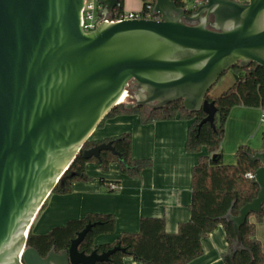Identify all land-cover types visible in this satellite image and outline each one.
<instances>
[{
	"label": "water",
	"instance_id": "1",
	"mask_svg": "<svg viewBox=\"0 0 264 264\" xmlns=\"http://www.w3.org/2000/svg\"><path fill=\"white\" fill-rule=\"evenodd\" d=\"M153 1L157 20L103 22L85 33V0H0V264L108 261L121 249L79 251L94 225L46 257L27 244L36 216L106 116L119 105L150 114L182 102L214 127L217 109L207 95L221 77L235 66L264 68V0H194V11ZM99 3L107 18L118 0ZM129 89L135 100L121 103ZM103 151L117 155L109 143L84 157ZM249 158L260 164L258 195L225 217L236 249L242 226L264 206V149Z\"/></svg>",
	"mask_w": 264,
	"mask_h": 264
},
{
	"label": "trees",
	"instance_id": "2",
	"mask_svg": "<svg viewBox=\"0 0 264 264\" xmlns=\"http://www.w3.org/2000/svg\"><path fill=\"white\" fill-rule=\"evenodd\" d=\"M143 2L142 12L147 13V5L150 1L143 0ZM176 2L179 7H185L183 0ZM194 10L195 8L191 9ZM123 11L124 0H118L114 13ZM227 73L232 74V85L220 95L211 96L210 92L213 88L207 95V100L214 103L217 109L214 127L209 123L201 125L206 118L205 113L202 111L189 113L183 109L182 102L171 103L161 110L152 111L149 115L144 107L126 110L123 105H119L99 125L100 128L107 119L133 114L139 115L144 125L176 119L192 122L186 150L191 154H201L205 149L207 154L200 157L193 169L191 217L188 222L180 224L177 233L167 231L164 218H143L137 233H123L115 243L97 246L95 240L99 236L115 233L116 218L111 214L95 213L83 219L71 220L64 226L55 227L45 235H35L31 228L28 234V246L37 250L42 257H46L52 248L60 253L69 249L71 242L87 225H94L80 244V252L90 255L93 252L103 254L115 247L121 249L111 255L108 261L97 264H124L125 258H132L141 264H188L202 256V241L222 225L228 244L227 252L222 257L224 264H264V251L256 237V223H251L249 218L242 226V247L236 249L234 226L225 220L230 211L233 216H238L240 210L258 195V186L247 177L249 174L254 175L260 167L259 163H253L249 158L256 151L248 146H241L235 154V163L227 165L224 163L221 149L227 119L233 108L242 106L264 111V68L251 65L242 69L235 66L224 75ZM109 143L112 144L117 155L103 151L98 159L87 160L84 157L85 151ZM132 149L133 139L129 133L99 143L89 140L70 169L61 177L51 195H67L71 192L74 183L88 182L90 178L86 173V165L89 163L97 164L105 173L112 164H117L122 175L131 179L139 178L144 171L152 168L153 163L150 159L134 158ZM102 184L107 186V191L110 193L120 189V182L107 184L103 180ZM252 216L257 223L263 222L264 206L259 215Z\"/></svg>",
	"mask_w": 264,
	"mask_h": 264
},
{
	"label": "crops",
	"instance_id": "3",
	"mask_svg": "<svg viewBox=\"0 0 264 264\" xmlns=\"http://www.w3.org/2000/svg\"><path fill=\"white\" fill-rule=\"evenodd\" d=\"M187 9H192L194 0H183ZM199 1V0H197ZM243 2L244 0H237ZM143 0H124V11L141 12ZM261 109L235 107L230 112L221 145L224 163H235V154L241 146L254 151L263 150ZM192 122L176 119L144 125L139 115H121L107 119L90 137L94 143L129 133L133 139L132 154L136 159H150L151 169L137 179L121 174L119 166L112 164L107 173L95 163L86 165L88 182H76L67 195H51L36 216L31 228L35 235H45L55 227L66 225L71 220L83 219L89 214H111L116 218V231L95 240L97 246L115 243L123 233H137L143 218H164L169 233H177L181 223L191 217L192 174L201 154L186 150L189 127ZM226 161V162H225ZM108 183L120 182L115 193L107 191ZM256 223V237L264 251V221ZM203 254L188 264H224L227 252L226 232L218 226L202 241ZM124 264H141L125 258Z\"/></svg>",
	"mask_w": 264,
	"mask_h": 264
},
{
	"label": "built area",
	"instance_id": "4",
	"mask_svg": "<svg viewBox=\"0 0 264 264\" xmlns=\"http://www.w3.org/2000/svg\"><path fill=\"white\" fill-rule=\"evenodd\" d=\"M150 3L147 5V13L144 12H119L112 13L111 16L103 18L100 16V12L103 9V6L99 3V0H85L84 9L82 12V23L81 27L85 33L94 32L103 22L107 23H118L126 20H157L153 13L154 1L149 0ZM115 10V9H114ZM153 16V17H152ZM262 124L264 125V111L261 119ZM247 177L250 180L254 179V175L249 174Z\"/></svg>",
	"mask_w": 264,
	"mask_h": 264
},
{
	"label": "rangeland",
	"instance_id": "5",
	"mask_svg": "<svg viewBox=\"0 0 264 264\" xmlns=\"http://www.w3.org/2000/svg\"><path fill=\"white\" fill-rule=\"evenodd\" d=\"M91 1V0H89ZM233 83V79H232V74L231 73H227L226 75H224L219 82L213 87V89L210 92L211 96H217L220 95L222 92L226 91ZM130 94H127V96H125V103H129L132 102V99H130L131 97L128 96ZM148 114V113H147ZM151 114V113H150ZM149 115V114H148ZM263 125V124H262ZM264 127V125H263ZM226 162V161H225ZM227 163V162H226ZM225 163V164H226ZM228 165V164H227ZM231 165V164H230Z\"/></svg>",
	"mask_w": 264,
	"mask_h": 264
},
{
	"label": "flooded vegetation",
	"instance_id": "6",
	"mask_svg": "<svg viewBox=\"0 0 264 264\" xmlns=\"http://www.w3.org/2000/svg\"><path fill=\"white\" fill-rule=\"evenodd\" d=\"M129 90H130L129 91L130 92V95L129 96L131 97L130 99H132V102H133L135 100L134 95H133V92L134 91L132 89H129Z\"/></svg>",
	"mask_w": 264,
	"mask_h": 264
},
{
	"label": "bare ground",
	"instance_id": "7",
	"mask_svg": "<svg viewBox=\"0 0 264 264\" xmlns=\"http://www.w3.org/2000/svg\"><path fill=\"white\" fill-rule=\"evenodd\" d=\"M124 101H125V97L121 100V103H125Z\"/></svg>",
	"mask_w": 264,
	"mask_h": 264
}]
</instances>
